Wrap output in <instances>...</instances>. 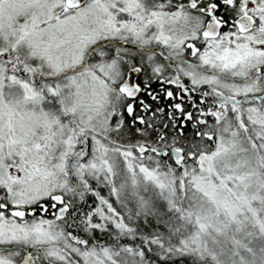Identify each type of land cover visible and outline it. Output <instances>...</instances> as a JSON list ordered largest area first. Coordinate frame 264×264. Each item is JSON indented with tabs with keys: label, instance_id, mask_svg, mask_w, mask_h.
Here are the masks:
<instances>
[{
	"label": "snow or ice",
	"instance_id": "1",
	"mask_svg": "<svg viewBox=\"0 0 264 264\" xmlns=\"http://www.w3.org/2000/svg\"><path fill=\"white\" fill-rule=\"evenodd\" d=\"M0 264H264V0H0Z\"/></svg>",
	"mask_w": 264,
	"mask_h": 264
}]
</instances>
